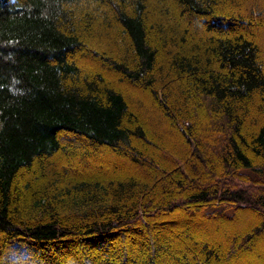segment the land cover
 Masks as SVG:
<instances>
[{
  "label": "trees",
  "instance_id": "trees-1",
  "mask_svg": "<svg viewBox=\"0 0 264 264\" xmlns=\"http://www.w3.org/2000/svg\"><path fill=\"white\" fill-rule=\"evenodd\" d=\"M263 41L264 0H0V264H259Z\"/></svg>",
  "mask_w": 264,
  "mask_h": 264
},
{
  "label": "rangeland",
  "instance_id": "rangeland-1",
  "mask_svg": "<svg viewBox=\"0 0 264 264\" xmlns=\"http://www.w3.org/2000/svg\"><path fill=\"white\" fill-rule=\"evenodd\" d=\"M258 32L261 35L260 30ZM263 44H264V41H263ZM209 156L211 157L212 155H209ZM127 165H129V163H127ZM65 168L66 167L64 166V169ZM138 170L143 174L146 173L145 168L138 167ZM157 170L159 173H161L159 169ZM193 210L194 209H192V211ZM190 215L192 214L189 213L188 217ZM197 218L200 219V216H195V218L193 217L192 219L197 220ZM196 220L192 221V225L190 223L189 224L184 223L183 225L199 226L200 228H198L195 233L197 237L196 238L197 241L201 240L202 242H206L207 244H209L211 247L213 246L217 251H219V253L221 254V259H223L226 256L225 254L227 253L229 244H230V239L227 240V237L225 236H226L227 231L230 230L231 228H229V226H226L224 224L223 228H221L220 230L218 229L217 231L216 229H214V227H212L211 224H209L210 226H207L206 225L207 223H200L198 225L195 224L197 222ZM262 250H264V244L262 245ZM10 254H11V256L9 257L10 264H37L35 260L34 261L31 260V255H28L26 251L22 248L14 249L13 251L10 252ZM194 255L196 256V253ZM209 264H217V263L210 261ZM219 264H222V263H219ZM231 264H235V262H231ZM259 264H264V256L259 261Z\"/></svg>",
  "mask_w": 264,
  "mask_h": 264
}]
</instances>
